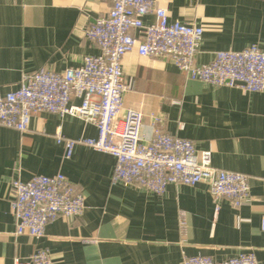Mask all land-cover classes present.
<instances>
[{"label": "crops", "instance_id": "crops-1", "mask_svg": "<svg viewBox=\"0 0 264 264\" xmlns=\"http://www.w3.org/2000/svg\"><path fill=\"white\" fill-rule=\"evenodd\" d=\"M152 1L171 21L204 26L198 64L210 62L215 52L252 44L264 51V0ZM109 7L103 0H0V96L17 90L25 74L63 72L98 55L84 34ZM122 69L134 80L123 95V112L142 114L144 141L151 118L159 116L164 133L210 151L214 168L246 175L250 203L235 209L221 200L216 211L206 183L168 185L152 172L127 173L128 185L113 183L112 156L77 145L66 159L56 142L57 134L94 139L92 124L39 113L24 134L0 127V264L39 249L49 252L52 264H182L196 255L219 262L249 251L264 264V92L186 80L169 61L135 52L123 57ZM57 173L83 195L84 213L47 224L42 238L16 236L11 181Z\"/></svg>", "mask_w": 264, "mask_h": 264}, {"label": "built area", "instance_id": "built-area-1", "mask_svg": "<svg viewBox=\"0 0 264 264\" xmlns=\"http://www.w3.org/2000/svg\"><path fill=\"white\" fill-rule=\"evenodd\" d=\"M108 11L85 31V37L99 49L78 68L54 72L41 68L22 76L17 90L0 96V127L24 134L31 117L39 113L79 118L92 124L97 137L77 140L56 136L69 159L75 146L83 145L115 160L112 182L128 185L127 173L152 172L162 175L168 185H208L216 211L227 200L238 209L248 205L249 178L241 173L222 171L212 166L210 151H198L193 142L162 131V119L151 118V135L141 134L143 116L134 110L123 112V95L132 91L134 80L122 69L126 54L167 60L186 80L213 87L240 88L245 93L264 92V51L252 44L241 51H218L204 64L196 62L204 26L171 21L166 9L152 0H103ZM152 16L154 22L144 23ZM131 31L136 32L132 35ZM79 99L78 105L73 104ZM9 208L14 218L15 235L39 239L47 224L58 218H79L86 206L83 195L61 173L33 176L26 182L13 179ZM264 229V218L261 221ZM13 264H52L45 249L34 251ZM182 264H258L252 251L223 261L196 255L185 256Z\"/></svg>", "mask_w": 264, "mask_h": 264}]
</instances>
